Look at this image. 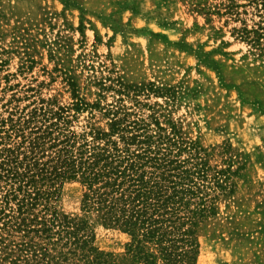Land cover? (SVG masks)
I'll list each match as a JSON object with an SVG mask.
<instances>
[{
    "label": "rangeland",
    "instance_id": "rangeland-1",
    "mask_svg": "<svg viewBox=\"0 0 264 264\" xmlns=\"http://www.w3.org/2000/svg\"><path fill=\"white\" fill-rule=\"evenodd\" d=\"M221 1L0 0V114L39 99L103 108L118 97L117 79L145 86L122 103L175 122L211 168L231 171L195 228L196 264H264V52L215 12ZM70 113L76 132L107 129L101 108ZM81 194L64 183L60 209L81 214ZM94 231L100 250L124 252V233Z\"/></svg>",
    "mask_w": 264,
    "mask_h": 264
},
{
    "label": "trees",
    "instance_id": "trees-1",
    "mask_svg": "<svg viewBox=\"0 0 264 264\" xmlns=\"http://www.w3.org/2000/svg\"><path fill=\"white\" fill-rule=\"evenodd\" d=\"M223 0L214 9L264 52V0ZM250 20V25H248ZM114 103L76 99L14 105L0 114V264H196V226L214 214L230 168L208 165L206 150L155 111L122 103L145 86L115 81ZM150 89V88H149ZM102 109L107 129L76 132L71 114ZM81 185V214L58 205L64 183ZM128 237L122 254L95 245V226Z\"/></svg>",
    "mask_w": 264,
    "mask_h": 264
}]
</instances>
